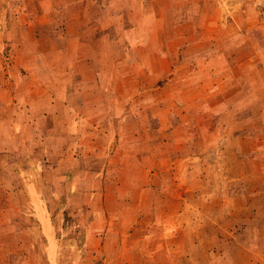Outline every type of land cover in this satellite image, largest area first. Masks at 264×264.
Wrapping results in <instances>:
<instances>
[{"label":"rangeland","instance_id":"1","mask_svg":"<svg viewBox=\"0 0 264 264\" xmlns=\"http://www.w3.org/2000/svg\"><path fill=\"white\" fill-rule=\"evenodd\" d=\"M110 1L0 0V35L11 31L0 39L5 68L14 62L9 42L31 37L35 25V45L63 32L81 40L96 31L115 44L135 37L103 50L105 81L87 78L92 103L83 99L94 109L32 115L65 130L82 117L63 152L52 145L61 139L40 135L35 153L16 143L0 158V264H264V0H209L213 21L203 0ZM105 55L125 74H111ZM109 102L122 113L105 110ZM52 193L47 224L39 201Z\"/></svg>","mask_w":264,"mask_h":264},{"label":"crops","instance_id":"2","mask_svg":"<svg viewBox=\"0 0 264 264\" xmlns=\"http://www.w3.org/2000/svg\"><path fill=\"white\" fill-rule=\"evenodd\" d=\"M208 3H210L209 0L202 1V8L204 9L203 15H205V19L213 21V19L210 16H215V14L213 13L212 6L207 7ZM111 4H112V0L110 2H107L108 7ZM106 6L104 4V8ZM100 15L103 16V24L110 23L108 18L106 16L104 17L105 11L102 13H100L99 11L95 16H97V19H99ZM206 16H209V18H207ZM77 17H80V15H77ZM74 22L75 24H78L77 21ZM83 22L86 21L84 20ZM47 28H41V30L44 29L46 31ZM116 28L112 31L113 33L112 36H115L117 32ZM128 29L129 27L126 28L127 31ZM37 30L38 27H36L35 25L33 26L32 29L33 35L31 37L29 36L27 38L20 37L23 39L22 41L28 40L25 43L19 42L20 38L16 39L17 40L16 42H11V43L9 42L8 44L9 48L7 49V51L9 52V55L12 56L14 62L10 60L9 68H5L0 64L3 69H6V71L8 69V72L6 71L3 72L4 70L0 72V100H1L0 104L3 105L2 108H0V158H2V160H3V155L5 154L10 155L9 151L13 150V147L16 143L19 145L16 148L18 149V152L21 151L23 152V154L25 153L27 155H29V153H35L37 151V144H38L36 138L38 139L41 138L40 135L45 136L46 144H49L54 140L57 141L58 139H61L60 141H57V143H54L52 145L56 146L57 148H60L61 152H63L64 143L67 144L68 139L71 140L74 139V137H71L72 135L69 134V130L80 128L81 126L79 124L82 123V117L75 116V119L73 118V123L79 126L71 125L67 130H65L64 129L65 125L63 124L62 121H60L59 124H56L57 123L56 120L49 121L47 118L48 116L46 114L42 115L41 118L38 119L35 118L34 120H32V118H34L32 115L41 112L47 113L50 109L53 110L52 107L54 106L56 108L58 107V109L60 110L59 112L62 111L64 112L66 110L68 111V108H71L72 110V107H74L76 110H78L80 114L84 113V111L87 112L94 109L93 106H90L91 104H88L85 101L86 98L89 97L90 99L87 101H91L90 103H92L91 95L93 91L92 93L90 92L91 87L90 86L88 87L87 85L88 84L87 78H90L92 75L94 76L95 79L98 78L105 81L104 79L101 78V76H103V74H105L107 70L103 65L100 66L101 63L99 64V61H101L102 59L101 55H104L103 50L104 49L109 50L110 48H113L115 45L120 46L124 44V46H128L129 43L135 41L134 40L135 37H129V38L126 37L129 36V33H125V37L122 42L120 41L117 42V44H115L116 40L114 41L110 40L109 42L101 43V39H102L101 35L96 31H94L90 35L84 36L81 40H79L80 37L79 36L77 37V35H75L74 33L68 34V32L67 33L63 32L62 35L60 34L58 36L59 39H56V41H50L49 36H44L41 37L42 39L39 40L35 45V43L30 42V39L36 38L35 32ZM107 33L108 32L105 31V35H107ZM1 34L2 35L0 36H2V38L0 37V39L2 40L3 38L9 39L11 37V31L10 30L8 31L4 26ZM26 35H29L28 32L26 33ZM195 43H197V41L191 43L189 47H192V45H195ZM152 44L155 43L153 42L151 43V45ZM3 47H4V43L0 45V55L2 54ZM153 47L155 48L153 51L154 53L159 54L158 50L161 49H162V53H164L163 48H165V46L161 48L160 43H157V45L156 44L153 45ZM198 52H199L198 54H200L201 57L205 58L208 56V54L202 53L199 50ZM107 55L110 56V53H108ZM107 55L104 56L105 57L104 61L106 63L105 65H107L108 68H111L110 70V72H112L111 74H114V76H121L122 74H125L126 70H123V68L118 69V67H115L116 63L113 62L108 64L106 62ZM109 58L110 57H107V61H109ZM74 61H76V63ZM49 62L50 64H47ZM78 64H80L81 66H79ZM127 64L128 63L126 62L124 57V61L122 65H127ZM69 67H72V69L71 68L68 69ZM12 69L17 72H19V69H22V71L24 70V72L21 73L20 76H16V75L13 76V73L11 72ZM156 71H158V68L156 69ZM112 91L116 93V89ZM45 92H48L51 96H53V98H55V100L51 102V104L50 102L46 101L48 99L46 98L47 93ZM123 92H124V96L127 95L126 93H129L125 90ZM95 94H97V92H95ZM5 96H7V100L2 101V97ZM83 97L85 100L83 99ZM80 98L83 99L81 103L79 102ZM95 107L100 108V109L96 108L97 111L99 112H104L107 109L108 111L111 110L113 113H116L118 115L122 113V111H120L121 107L116 106L111 102L107 103L106 107L103 106L105 109L104 111L102 106L95 105ZM32 111L33 114H31ZM114 116L116 115H113V118L110 116L112 121L114 120ZM51 119H53V116L51 117ZM113 123L115 124L118 123V125L119 123L120 124L123 123V127H120V125L118 126L121 129L123 128L125 129L127 126H129L128 123H125L123 121L121 122L113 121ZM103 124L106 125V122H103ZM262 131L263 130L260 129V132ZM116 133H120V132L116 131ZM120 135L121 134H119L117 138L114 136V140L120 138ZM106 136L110 137V134ZM21 140L23 141V143L24 142L25 143L24 144L21 143ZM22 144L24 146L26 145V147L24 148L20 147V145ZM70 147L71 148L73 147L72 142ZM71 152H73L72 149H70L69 153ZM118 155L119 154L116 153L108 154L109 159L112 160V163L115 166L118 163L117 161ZM137 155L138 157L134 156V154H129L127 158L128 162L133 164V159H139V158L144 159L143 153ZM121 168H122L121 170L124 171L125 174H127L125 171L130 170V169L126 170L125 166H122ZM133 171H136V169H134ZM62 193H66V191L62 190ZM54 194L55 193H52L53 198L52 197L45 198V200L48 203L46 201L44 203L39 201V204L42 206L43 210L45 211L44 214L45 220L48 212L50 214L52 208L54 209L56 207L54 205L55 203ZM74 199L76 198L75 197L71 198V200ZM46 208H49L51 211L46 210ZM36 219L38 221V218ZM40 233L43 239L46 241L45 246H46V251L48 252V256H50L51 259H53L54 255H52V253L49 251L47 245L48 237L46 233L43 232L42 227ZM47 234L51 239L52 236L50 234V229L48 228V226H47ZM51 246L53 248L52 239H51Z\"/></svg>","mask_w":264,"mask_h":264}]
</instances>
